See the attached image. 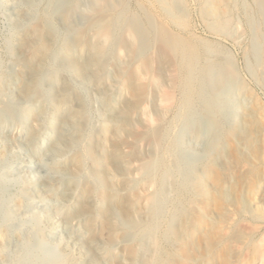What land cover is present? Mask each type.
I'll list each match as a JSON object with an SVG mask.
<instances>
[{"label": "bare ground", "instance_id": "obj_1", "mask_svg": "<svg viewBox=\"0 0 264 264\" xmlns=\"http://www.w3.org/2000/svg\"><path fill=\"white\" fill-rule=\"evenodd\" d=\"M152 1L0 0L12 30L0 63V257L12 264H215L226 238L200 254L198 236L264 212V174L241 183L240 211L231 192V169L264 160V147L250 154L263 107L224 49L188 31L185 2ZM231 1L209 2L236 36ZM253 1L251 67L264 92V0ZM18 219L25 239L11 253ZM257 245L250 264H264Z\"/></svg>", "mask_w": 264, "mask_h": 264}, {"label": "rangeland", "instance_id": "obj_2", "mask_svg": "<svg viewBox=\"0 0 264 264\" xmlns=\"http://www.w3.org/2000/svg\"><path fill=\"white\" fill-rule=\"evenodd\" d=\"M182 1L185 2V4L187 5V7L189 9V13H190V15H189L190 29H188V31H190L192 34H195L197 37L201 38L202 40L204 39L205 41H208L210 44H213V43L218 44V46H220L222 48V50L224 49L221 57H222V59H226V58H223V56L224 55H225V57L228 56L230 59H232L234 64L237 66V69H239L242 81L245 84V86L247 87L246 93L248 92V94H246V95H247V97H249L251 99L252 106L257 107L256 111L259 110L260 107L261 108L263 107L262 109H264V92L261 89H259L260 87H258L256 85L257 80L255 79L256 77H254V75L252 73V67H251V64H253L255 62V60L253 59V55L251 52V44L252 43L250 42L251 37H250V26H249V22H248L249 21L248 16H249V12H251L254 9V1L253 0H232L231 1V2H233L231 5H232V7H234L232 15L238 24V29H235V31H237V33L235 34L236 36L233 35L234 30H232L231 32L227 31V29L224 30V28L219 26L218 22L215 21L216 19L212 14V5H211V2H209L210 0H182ZM130 2H131L130 3L131 9L132 10L136 9V7L138 6L139 0H130ZM143 2L145 4L147 3L146 6L150 5L149 0H146V1L143 0ZM155 2L158 3L157 0H154V1H152V4L154 3L155 5L154 4L153 5L157 9V4ZM0 11H1L0 12V63H1L3 61H7V59H8V49H6V48H8V46H7L8 40L11 38L12 30H11V26H10V20L11 19L9 17L11 15V13L6 11L5 7L1 6V5H0ZM156 13H159L158 10L156 11ZM160 13H161V11H160ZM161 14L164 15V13H161ZM229 33H231L233 36L231 34H230L231 36H229L228 35ZM226 53L228 55H226ZM175 96L178 97V93L175 94ZM175 112H176V109L172 106L168 119H171L174 116ZM255 121H256L257 126L259 128L264 129V117H261V114H260V116L258 115L255 118ZM262 140L260 141V143L255 145L254 148H252V150L250 152L251 156H255L256 158L258 156L256 154H259V156H260L261 149H263V147H264V138ZM228 153H229L232 161L233 160L236 161L235 146L233 145L232 142H229V144H228ZM255 161H256V159H255ZM256 162H258V164ZM256 162H253V161L251 162V165H254V169L249 171L250 174H248V172L241 173L237 167L236 168L234 167V169H231L232 175L234 174L233 178H232L233 181L231 182L232 183L231 184V192L233 193V199H234L236 211L241 210L244 199L245 200L250 199L249 198L250 195L242 196L243 193H242V189H241V187H242L241 183L244 180H246V181L248 180V184H249V186H251V184H253L252 182L255 181L256 176L258 177V176H260V174L261 175L264 174L263 157L261 158V160L259 159V161L257 160ZM253 163H255V164H253ZM16 169L17 168L15 167L13 169V172L16 171ZM213 171H214V173L212 174L211 178H212V180H216L219 177L218 169H214ZM237 174H238V176H237ZM240 198H242V199H240ZM215 199H214L215 203L212 202V206L216 208L217 213L222 214V212H223L222 206H224V203L222 201V197L216 196ZM12 200L10 201V204L12 203L11 207H12L13 211H15L16 215L19 214L18 216H20L21 212H19V210H18L19 208L17 206L18 205V199L15 198ZM249 203H250V201H249ZM203 214L204 213H202L201 216H203ZM21 217H22V214H21L20 218ZM14 226H15V228H14L15 229V234H14L15 238L13 237V239L10 240V243H8V250L11 253L16 252L18 249V247H17L18 246V242H17L18 238L17 237H23L25 239V231H24L25 226H23V227L19 226V219L16 220V223L14 224ZM16 226H18L19 228ZM1 232H2V229L0 227V245L2 244V239H1L2 233ZM237 237L248 238L247 244L244 246H235V244H234L235 242H233V241L235 240V238L237 239ZM222 238H224V239L226 238L227 241L225 240V242L223 244H221L220 247L216 250L217 252H215V257H217V259H216L215 264H225L226 262H228L227 260H229L232 257L238 258V259L242 260L243 262L248 261V262H246V264L247 263L250 264V261H251L250 257L252 255V252L255 250L256 245L259 244L260 241H261V244L264 243V212L254 210L251 215H248V217L245 216L242 219H240L238 222H236V224H234V226L232 227L231 230H225L221 226V224H219L213 228L211 227L209 229V231H206V233H204L202 236H198V238L196 240L197 245L199 247H201L199 249L200 254H204L203 251H205L206 245L208 244V241H210V239H215L214 241H217V240H220ZM12 243H14V244L12 245ZM193 251L194 250L188 252L190 257L197 256V254H195L196 252H193ZM218 251H219V253H218ZM228 254H229V256H228ZM11 262H10V258H7V256L0 257V264H12Z\"/></svg>", "mask_w": 264, "mask_h": 264}]
</instances>
